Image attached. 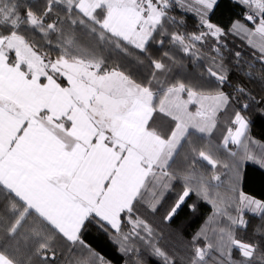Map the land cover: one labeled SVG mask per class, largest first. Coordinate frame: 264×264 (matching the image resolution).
Returning <instances> with one entry per match:
<instances>
[{
	"label": "snow or ice",
	"instance_id": "obj_1",
	"mask_svg": "<svg viewBox=\"0 0 264 264\" xmlns=\"http://www.w3.org/2000/svg\"><path fill=\"white\" fill-rule=\"evenodd\" d=\"M245 81L264 93V0H0V264H111L91 231L123 264H264V198L240 188L264 169V94ZM203 205L163 247L156 216Z\"/></svg>",
	"mask_w": 264,
	"mask_h": 264
},
{
	"label": "trees",
	"instance_id": "obj_2",
	"mask_svg": "<svg viewBox=\"0 0 264 264\" xmlns=\"http://www.w3.org/2000/svg\"><path fill=\"white\" fill-rule=\"evenodd\" d=\"M177 14L180 15L179 10H176ZM241 12L240 8H224L222 10H218L217 15L221 13L227 19L228 17H235L238 16ZM216 19V17H213ZM195 27V18L192 17L190 14L187 16V22L185 28L189 31L194 30ZM239 41H232L229 40L228 44L230 47L235 48L239 44ZM167 47V45L165 46ZM245 56L248 55V50L246 48H240ZM162 50L156 48L155 45L152 46L153 55L158 56ZM176 55L182 56L181 53H176ZM187 63L188 58H183ZM195 69L192 67L191 64H188V71H194ZM238 77L234 74L232 76V82L235 83ZM246 86L259 98L262 94L261 87L258 82H246ZM225 91H231V89L226 86ZM223 130V121H221L220 128L216 131L213 136V140L218 141L221 137V132ZM250 134L253 138L259 140L261 143H264V118L258 117L253 114L252 123L250 125ZM258 151V149H257ZM241 185L240 188L246 194L253 195L257 198H264V169H261L258 165H254L248 163L244 166L241 171ZM175 193H171L169 197V201ZM194 197L188 201V203H192ZM167 206V202L165 207ZM210 207L207 205H203L199 208L196 213H190L185 209L178 217L175 218L174 222L170 225V227H163L160 225V215H157L156 218L153 220V223L156 224L158 227L163 228V232L165 234V240L161 242L162 246L167 248L169 251L173 250L178 244L180 243H187L193 234L200 228L203 224L204 219L209 214ZM163 210H161L162 215ZM258 223V220L252 219L251 224L248 229V236L245 237L247 239L251 238L252 235V228ZM171 234V238L169 237ZM100 233L96 231H91L86 234L85 239L87 242L92 244L94 248L102 255L105 256L106 259L111 261V264H123V260L120 254L115 250V246L112 245L109 241L99 239Z\"/></svg>",
	"mask_w": 264,
	"mask_h": 264
},
{
	"label": "crops",
	"instance_id": "obj_3",
	"mask_svg": "<svg viewBox=\"0 0 264 264\" xmlns=\"http://www.w3.org/2000/svg\"><path fill=\"white\" fill-rule=\"evenodd\" d=\"M240 185H241V178H240Z\"/></svg>",
	"mask_w": 264,
	"mask_h": 264
}]
</instances>
